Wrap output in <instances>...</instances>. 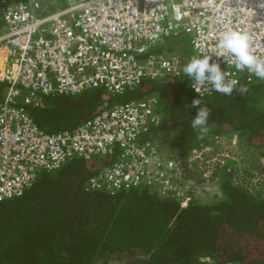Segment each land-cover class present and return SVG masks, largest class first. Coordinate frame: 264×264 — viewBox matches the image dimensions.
<instances>
[{
	"label": "trees",
	"instance_id": "obj_1",
	"mask_svg": "<svg viewBox=\"0 0 264 264\" xmlns=\"http://www.w3.org/2000/svg\"><path fill=\"white\" fill-rule=\"evenodd\" d=\"M171 50L167 55L180 59L179 74L146 78L141 89L119 93L127 101L154 96L159 123L148 137L154 145L164 142L174 149L163 153L165 157L193 177L200 170L188 156L214 145L215 139L239 138L249 154L263 147L264 82L248 79L242 71L239 84L247 87L245 96L214 90L198 96L183 72L193 56ZM6 86L0 80V99ZM111 95L90 88L44 96L39 107L27 109L45 132L72 130L109 105ZM195 97L212 110L202 139L191 127L197 109L188 105ZM257 153L255 160H261L263 151ZM226 157L196 185H181L179 194L174 190L161 195L148 184L112 192L89 188V178L111 165L114 156L74 157L58 169L41 172L22 195L0 201V264H202L205 256L217 263L264 264V178L259 188L256 182L253 187L251 167L241 171ZM240 171L243 177L235 178ZM208 177L216 179L221 195L201 200L198 186Z\"/></svg>",
	"mask_w": 264,
	"mask_h": 264
},
{
	"label": "built area",
	"instance_id": "obj_2",
	"mask_svg": "<svg viewBox=\"0 0 264 264\" xmlns=\"http://www.w3.org/2000/svg\"><path fill=\"white\" fill-rule=\"evenodd\" d=\"M0 22V80L7 82L0 99V201L22 195L41 172L71 158L99 155L116 159L94 172L91 189L148 184L161 195L179 194L189 185L180 178L184 171L148 137L159 123L154 96L104 107L76 128L52 133L27 107H39L44 96L90 88L121 93L146 78L177 75L179 57L152 48L178 33L189 36L193 56H211L238 82L242 71L217 59L223 31L246 32L250 50L264 59V0H0ZM196 86L203 95L213 90ZM202 264L238 263L205 256Z\"/></svg>",
	"mask_w": 264,
	"mask_h": 264
},
{
	"label": "clouds",
	"instance_id": "obj_3",
	"mask_svg": "<svg viewBox=\"0 0 264 264\" xmlns=\"http://www.w3.org/2000/svg\"><path fill=\"white\" fill-rule=\"evenodd\" d=\"M218 49V60H222L227 65H233L237 71L247 70L260 80H264V59L258 58L250 50L249 35L246 32L235 29L223 31L218 40ZM211 59L212 57L207 55L193 56L183 68V72L195 81L192 88L198 96L203 93L196 85L205 83L211 85L214 91L226 96H232L234 91L245 96L247 87L239 84L235 79H229V73L221 70L220 63H210ZM197 97L193 98L188 108L197 109V114L191 121V127L199 131V138L202 139L209 131L206 125L212 110L202 107V101Z\"/></svg>",
	"mask_w": 264,
	"mask_h": 264
},
{
	"label": "rangeland",
	"instance_id": "obj_4",
	"mask_svg": "<svg viewBox=\"0 0 264 264\" xmlns=\"http://www.w3.org/2000/svg\"><path fill=\"white\" fill-rule=\"evenodd\" d=\"M2 24L3 22H0V25ZM0 32H2V30H0ZM171 48L173 51L181 52L182 56L184 55L186 58H190L191 56H193L189 36L185 33H178L176 35L167 36L164 38L162 43L158 44L156 47L152 49L156 53L167 55V53L170 51ZM3 66H4L3 59L0 58V73L3 69ZM135 89H137V87L131 89V91ZM111 94L112 95L109 97V101H108L109 105L120 104L127 101V96L124 94H119V93H111ZM148 96L149 95H146L145 97ZM239 141L240 139L236 137L227 138L225 140L215 139L213 141L214 145H207L205 147H200V149L198 148L199 150L197 151L193 150L190 156H188L187 160L192 164H194L195 166H197L201 173L197 172L196 174H194L193 176L194 178L192 176H189L188 173H184L185 176H181L180 178H183V180H185V183L187 182L189 184L196 185V181L198 182L202 177H206L207 174L209 175V173L212 172V170L217 166V164L219 165L223 164V158H224L223 154H224L225 156L226 155L231 156L229 157L230 160L234 161L233 164L230 162L232 164L231 166L234 167L238 166L240 167L241 171L245 170L247 167L248 168L251 167L250 171H253L255 175L251 179L250 184H252V186L255 187V182H256V187L259 188L261 186L259 183L264 178V154L261 160L259 159V157L257 160H255V156H259L257 152L260 150L263 151L264 153V145L260 149L255 148V150H253L254 152H252V154H249L247 153V149L244 148V146H242L239 143ZM157 146L161 151V153L172 154V152L170 151L174 150V149L172 150V148H170V146L166 145L164 142L159 143ZM253 157L254 160H252ZM212 158L215 160L209 161ZM235 158L236 161L234 160ZM241 171L239 175L235 176V178L240 176L241 178L243 177L241 175ZM209 180L211 179L208 177V182H206L204 186H200V187L198 186L200 190L197 191L198 193L197 197H199L201 200H210L221 195L220 190L216 183V179L211 181Z\"/></svg>",
	"mask_w": 264,
	"mask_h": 264
},
{
	"label": "crops",
	"instance_id": "obj_5",
	"mask_svg": "<svg viewBox=\"0 0 264 264\" xmlns=\"http://www.w3.org/2000/svg\"><path fill=\"white\" fill-rule=\"evenodd\" d=\"M2 52H3V53H2ZM0 53H2V54H0V58L3 59V64H4V61H5V54H4V53H5V49H4L3 46H0ZM143 84L146 86L145 81H143L142 84L139 86L140 89L143 87ZM114 105H115V104H114ZM110 106H113V105H107V106H105V107H110Z\"/></svg>",
	"mask_w": 264,
	"mask_h": 264
}]
</instances>
